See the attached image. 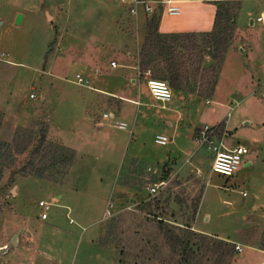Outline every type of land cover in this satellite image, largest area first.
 I'll use <instances>...</instances> for the list:
<instances>
[{
	"label": "rangeland",
	"instance_id": "obj_1",
	"mask_svg": "<svg viewBox=\"0 0 264 264\" xmlns=\"http://www.w3.org/2000/svg\"><path fill=\"white\" fill-rule=\"evenodd\" d=\"M96 1L0 0V142L11 144L21 127L29 131L31 143L21 153L16 146L0 149L1 154L6 152L0 166L12 161L0 179V238L11 245L10 251L0 254V264L11 260L34 264L37 257L38 264H175L182 259L181 248L172 251L158 219L174 225L180 234L190 227L233 242V252L223 264H260L264 258V25H251L250 19L264 0H245L237 23L233 21L227 50L242 47L240 55L246 64L243 70L221 76L210 103L208 84L215 80L216 86L222 66L218 51L211 43L202 44L200 35L192 50L173 43L176 52L182 53L187 74L181 91L195 99L186 109L192 118L187 120L185 114L181 120L184 129H194L193 139L188 138L194 148L188 162H173L174 166L146 154L164 155L173 146L156 144L154 138L159 130L172 136L173 127L163 122L165 118L173 121L175 112L172 102L165 103L167 109L160 107L140 71L134 75L140 83L135 87L140 107L125 102L131 109L122 121L115 114L120 102L102 94L103 101L93 112L96 119L111 112L115 120L126 123V129L113 126L114 119H106L101 133L91 129L81 104L74 100L85 90L83 86L107 89L120 60L139 61L143 44L135 38L115 54L97 58L93 51L111 27L131 31L132 14L128 2L113 23V12L97 8ZM48 3L50 10L45 9ZM18 13L23 15L20 24L15 23ZM161 62L150 63L152 71L162 68ZM173 98H178L175 91ZM144 112L149 118L158 114L165 118L147 124ZM247 119L253 124L244 123ZM42 121L47 124L48 142L65 145L59 136L64 124L65 130L78 129L80 146L65 145L69 150L64 154L47 153L33 172L16 174L30 158ZM203 124H218L225 148L237 143L247 146L233 175L211 171L210 155L195 141ZM97 133L100 140L104 137L109 142L93 146ZM254 135L258 143L251 138ZM250 160L253 163L245 167ZM158 181L163 185L152 195L148 187ZM39 200L50 203L45 219L40 217ZM23 232L28 237L27 250L22 248ZM16 235H21L18 247L11 241ZM190 240L195 249L192 261L213 264L217 253L205 251L196 236ZM53 246L58 252H53Z\"/></svg>",
	"mask_w": 264,
	"mask_h": 264
},
{
	"label": "crops",
	"instance_id": "obj_2",
	"mask_svg": "<svg viewBox=\"0 0 264 264\" xmlns=\"http://www.w3.org/2000/svg\"><path fill=\"white\" fill-rule=\"evenodd\" d=\"M175 2V4L178 6L179 8V12L176 15H170L168 13H166L162 8H160L161 12L160 17H159V23H158V31L159 33H179V32H196L197 34H201L203 32H208L211 31L213 26H214V20H215V13H216V9H217V5L214 2L215 0H173ZM239 2V9H238V15L236 18H234V20L237 23V20L239 18V16L241 15V13L243 12V3L245 0H237ZM49 2V1H48ZM128 2H131V0H97L96 1V6L97 8L99 7H103L108 10V13H112L114 14V18L111 20V22L115 23L116 20L118 19V15L121 13L122 8H124ZM47 7H45V9L50 8V4H46ZM41 6V5H40ZM96 8V9H97ZM262 9H264V1L263 3H261L257 9H256V14L261 11ZM47 12V10H46ZM123 12V11H122ZM95 13H98V10L95 11ZM93 13V14H95ZM132 22L130 24L129 29L131 31L127 30L124 31H118L114 26L110 28V30H108V35L103 37L102 39L99 40V45L96 47V49L93 51V53H95L97 55V58H100L101 56L105 55V54H115L116 52H118L126 43H130L132 44L133 39L136 38V41L142 42L144 40L146 31H147V25H146V21H147V15L146 13L143 11V9L139 6L138 10H137V14L132 15ZM250 24H251V19H250ZM253 25V24H251ZM238 28V26H237ZM134 36H133V35ZM242 47H240V50L235 51L232 48H229L226 51L225 54V58L222 61V66L220 69V74L218 76V80L216 82V86L215 89L212 92V95L210 96V98L208 99V102L210 103L211 98H215L216 97V87L218 85V82L221 79L222 75L225 74H231V71L234 70H243L245 67V60L244 58L240 55L241 53ZM117 67V66H115ZM112 67V68H115ZM119 70H115L112 74V80L111 82L107 85V89H102L99 87H94L92 85L89 86H83L85 88V90H81L78 92L77 98L74 100H77V103L81 104V107L83 109L84 112V117L83 119L86 121H90L89 125L91 129L96 130L97 132H102L104 131V127L106 125V119L107 120H112L110 118L107 117H101L100 118H95V116H93V112L94 109L97 107V105L103 101L101 100V96L102 94H107L108 96L112 97L113 99L115 98L116 101L120 102V110L119 111H115V114H117L118 119L122 120L123 115L127 114L128 112H130L129 107H127L129 103L131 105H135L137 107H140V101L139 98L135 97V87H139L140 83H138L139 85H137L136 82H139V80L136 78L135 72L136 70L139 72V61H134L132 59H130L129 57H124L120 60V63L117 67ZM116 69V68H115ZM133 75V76H132ZM82 87V86H81ZM176 92L178 98H176L175 100H173V96L172 99L168 102H172V109L174 110L175 114H174V120L171 121L168 118L165 117H159L161 116V114H158L155 116V118H149L146 114V112L142 113L143 117L145 118V122L151 121L153 124L157 123L159 120H161V118H165L164 119V125H166L167 127H173V132H172V136L169 138L170 143L173 144V146H171L169 151H165L164 155H152L149 153H146L148 155V157L152 156L153 158H159V160L162 162H169L170 165L174 166L172 163L173 162H179L180 164H184L186 162L189 161V157L192 154L193 148L194 146L189 145L188 143V138L192 136L193 139V135H194V129L191 127L189 128L188 126L186 127V129H184L182 127L183 123L181 120L184 117V115L186 114L187 120H189V118H192V114L190 113V111H187V107L189 105V103H195L193 101H195L194 99V95L185 92V91H181V90H176L172 88V92ZM180 93V94H178ZM73 100V99H72ZM160 102V101H159ZM165 102V103H168ZM161 108H166L168 106H165V103L160 102ZM174 104V105H173ZM187 104V105H186ZM171 109V108H169ZM114 112V111H113ZM180 120V121H179ZM123 121V120H122ZM150 122V123H151ZM254 122V120L252 119H247L244 123L246 124H250L252 125ZM227 123V119L225 120V124ZM111 124L114 126V124L111 122ZM181 124V125H180ZM64 125V124H63ZM63 125L61 126V130L59 132V136L63 137V141L65 143L66 146H80L79 142H77L76 140L78 139V129H72V130H65V128L63 129ZM181 126V128H180ZM200 126V125H199ZM116 127V126H115ZM118 128V127H117ZM127 126L125 128H119V129H126ZM97 133L98 137L96 139H93L92 141V145L95 144V146H99L100 143L104 140L105 142H109L108 139H105L103 136L105 135V133H103L104 135L102 136L103 138H99V134ZM157 134H164L163 131L159 130L158 132L155 133V136ZM106 136V135H105ZM253 139V141L256 143H258L259 138L257 136H253L251 137ZM155 142V141H154ZM194 142V140H193ZM156 143V142H155ZM195 143V142H194ZM78 144V145H77ZM98 144V145H97ZM158 144V143H156ZM167 144V143H166ZM159 145H165V144H159ZM236 145H243L241 143H237ZM229 147V148H233L234 146ZM94 146V145H93ZM196 146V145H195ZM247 148L246 145H243ZM248 149V148H247ZM261 155V151H258L257 157L258 155ZM209 156V153H208ZM210 157V156H209ZM180 158V159H179ZM253 163L252 160L250 161H246L244 166H249ZM210 164H211V158H210ZM16 193V187H15V191ZM14 193V194H15ZM14 194L12 193V197L14 196ZM67 216L69 215V211L67 210ZM70 219H72L71 217L69 218V222L70 223H74L73 221H70ZM14 232H12L13 234ZM21 234V232H19ZM11 234V236H12ZM24 235V245L22 246L23 249L27 250L29 249V243H28V237H27V233L25 234L23 232ZM10 236V237H11ZM17 236V235H16ZM16 242H17V246L21 244V235L16 237ZM53 250V252H58V248H56V246L50 247ZM11 249V245H8V241H5V239L0 238V254H5L8 251H10ZM39 255V252H38ZM32 264V263H27V261L23 260V261H18L16 262L15 260H11L9 261V264ZM34 264H38V257L35 261Z\"/></svg>",
	"mask_w": 264,
	"mask_h": 264
},
{
	"label": "trees",
	"instance_id": "obj_3",
	"mask_svg": "<svg viewBox=\"0 0 264 264\" xmlns=\"http://www.w3.org/2000/svg\"><path fill=\"white\" fill-rule=\"evenodd\" d=\"M217 5L214 26L211 31L197 34L196 32H179V33H159L158 23L160 17V8L156 7L152 14L147 15V31L143 40L142 47L139 52V68L143 75L147 69L151 70V75L158 77L162 75L169 85L176 90H181L183 82L186 81L187 74L184 67V62L181 61L182 53L176 52V45H182L185 50H192L194 45H197V38L200 35L202 44L211 43L216 51H218V58L220 64L223 60V54H225L229 46V38L232 34L235 15L239 9V2L237 0H215ZM175 53V54H174ZM161 60L162 68L152 71L150 63ZM219 64V63H218ZM159 78V77H158ZM161 79V78H160ZM215 86V80L208 84L210 90L209 94H212ZM47 124L41 122V125L37 128L38 137L37 143L32 147L29 160L16 174H25L27 171L33 172L36 168V163L45 156L47 153L53 151L64 154L69 150L65 145L50 143L46 139ZM30 134L26 128H18L15 131L12 139V143L8 144L0 142V149L7 146H16L15 151L18 153L23 152L28 146H30ZM8 149V148H7ZM3 151V150H2ZM10 151V150H9ZM1 152V151H0ZM6 152L0 153V158L5 157ZM65 157V156H64ZM67 159V158H66ZM12 161L0 166V179L3 174V168L11 165ZM38 177H42L41 174H36ZM1 212V210H0ZM159 229L163 232L168 244H170L172 251L177 248H181V258L176 261L175 264H200V261H192L194 255L193 244L190 239L192 237H198V242L202 241V246L206 247L205 251L217 253V258L213 264H223L224 257L231 255L233 252L234 243L210 236L205 233H196L186 227L183 233L180 234L176 231L175 226L168 222L158 219ZM197 242H195L196 244ZM201 248V246H198Z\"/></svg>",
	"mask_w": 264,
	"mask_h": 264
},
{
	"label": "built area",
	"instance_id": "obj_4",
	"mask_svg": "<svg viewBox=\"0 0 264 264\" xmlns=\"http://www.w3.org/2000/svg\"><path fill=\"white\" fill-rule=\"evenodd\" d=\"M139 6L143 9L146 15L152 14L156 7L162 8L170 15H176L179 12V8L173 0H131L129 6L130 13L132 15L137 14ZM254 22L264 25V9L259 11L255 17L251 19V24ZM111 66L115 67L116 62L111 61ZM143 75L145 77L147 89L155 100L165 103L172 99V87L166 80L152 76L150 69L143 72ZM77 78L81 80L79 74H77ZM29 96L34 97L35 94L30 93ZM103 117L112 120L115 118L114 114L111 112L103 113ZM114 125H117L120 128H125L127 126L125 122L118 120L114 121ZM154 141L158 144H166L169 141V138L165 134H157ZM195 141L198 146H203L209 153L211 158V171L224 176L233 175L238 169L244 154L248 152V149L243 145H236L233 148H225L222 138L218 137V124H203L200 126L198 132H196ZM162 185L163 182L161 181L155 182L148 187V190L153 195L159 191V188ZM38 206L41 208L40 217L45 219L47 217V210L50 207V203L45 200H39ZM70 221L73 220L70 219ZM236 249L241 250L238 245H236ZM260 264H264V258L261 260Z\"/></svg>",
	"mask_w": 264,
	"mask_h": 264
},
{
	"label": "water",
	"instance_id": "obj_5",
	"mask_svg": "<svg viewBox=\"0 0 264 264\" xmlns=\"http://www.w3.org/2000/svg\"><path fill=\"white\" fill-rule=\"evenodd\" d=\"M22 18H23V15L21 13H18L16 15V18H15V23L16 24H20L21 21H22ZM12 241V244L13 245H17V242H16V236H14V238L11 240Z\"/></svg>",
	"mask_w": 264,
	"mask_h": 264
}]
</instances>
